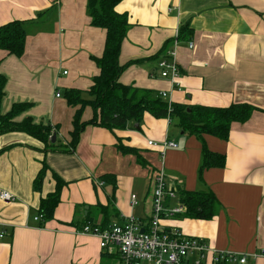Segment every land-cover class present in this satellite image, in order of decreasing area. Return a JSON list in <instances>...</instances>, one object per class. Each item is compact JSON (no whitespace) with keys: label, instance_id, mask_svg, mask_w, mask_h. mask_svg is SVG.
<instances>
[{"label":"crops","instance_id":"obj_1","mask_svg":"<svg viewBox=\"0 0 264 264\" xmlns=\"http://www.w3.org/2000/svg\"><path fill=\"white\" fill-rule=\"evenodd\" d=\"M87 3L0 0V25L23 21L26 32L20 57L0 49V73L6 78L1 111L30 103L14 120L30 117L34 123L50 124L55 133L54 146L47 151L24 132L0 133V192L14 196L8 203L0 200V264H118L115 249H101L95 235L79 229L87 221L108 226L127 216L147 228L152 171L161 152L147 142L164 139L177 143L165 149L163 169L176 194L164 204L182 207L161 219L164 228L202 238L217 250L261 254L229 264H264V0H121L115 6L130 24L119 52V62L128 65L119 81L166 91L163 99L171 104L255 107L247 121L231 124L227 139L194 135L183 131L176 117L173 124V118L145 112L139 127L134 123L109 130L87 124L76 147L63 151L75 111L65 90L75 88L89 96L99 72L93 57L101 56L105 41V29L90 23ZM185 23L191 34L178 39L179 75L171 81L160 75L158 64ZM92 115L86 106L82 119ZM118 144L134 151L123 153ZM204 148L224 154V165L199 173ZM43 163L47 168L37 190L33 181ZM52 173L65 184L53 217L43 219L39 204L55 189ZM182 189L211 191L217 200L214 215L185 216Z\"/></svg>","mask_w":264,"mask_h":264},{"label":"trees","instance_id":"obj_2","mask_svg":"<svg viewBox=\"0 0 264 264\" xmlns=\"http://www.w3.org/2000/svg\"><path fill=\"white\" fill-rule=\"evenodd\" d=\"M120 1L88 0L87 11L90 23L92 26L105 29V41L101 56L93 57L99 72L93 77L92 85L87 90L89 96L83 97L79 89L65 90L66 101L69 106L75 108V111L72 117V129L69 132L70 140L67 146H63V151H71L76 147L80 133L87 124L103 126L109 130L124 129L129 124L141 123L145 112L157 118L176 117L183 131L198 136L210 134L221 139H227L233 122L243 123L250 118L256 108L247 103H232L226 107L187 106L174 103L169 110L168 102L158 92L121 83L119 76L128 64L119 62V52L130 24L126 13L115 10V6ZM190 34L191 28L185 23L178 30L177 38H186ZM25 37L23 21L12 20L0 25V49L6 50L9 54L16 57L22 55ZM5 82V76L0 73V133L24 132L43 143L44 151L48 150V146L53 147L54 142H51L53 127L50 124L34 123L30 117L20 121L14 120V117L27 109L30 103H14L7 112L1 111ZM86 106H90L93 111L89 120L82 119L83 109ZM117 148L123 153L134 151L120 144ZM224 162V154L204 148L199 173L205 168L222 167ZM46 168V164L43 163L33 181L37 190L40 189ZM52 176L55 180L54 191L40 199L39 211L43 219L53 217L54 209L60 200L61 188L65 184L56 173H52ZM179 197L185 207L184 215L187 217L209 219L215 213L217 200L211 191L182 189L179 191Z\"/></svg>","mask_w":264,"mask_h":264},{"label":"built area","instance_id":"obj_3","mask_svg":"<svg viewBox=\"0 0 264 264\" xmlns=\"http://www.w3.org/2000/svg\"><path fill=\"white\" fill-rule=\"evenodd\" d=\"M177 42L178 38H175L173 47L158 64L160 75L168 77L171 81H176L179 75L176 60ZM189 46L192 47L191 42ZM158 94L162 98L167 96L166 91H160ZM56 96H59V92ZM168 109L171 110L170 102ZM147 143L149 146H158L161 150L159 166L152 171V209L147 228H142L135 217L127 216L122 222H112L105 227L86 222L79 232L95 235L101 249L108 252L115 249L120 258L118 264H229L243 263L249 255L253 258L261 255L217 250L202 238L186 236L179 230L164 228L161 224L163 217H170L182 211V207H169L164 204L167 198L176 194V189L167 181L163 169L165 149L176 148L177 143L168 139L161 142L148 140ZM0 200L8 203L14 200V196L3 190L0 192ZM130 201L131 204L136 203L134 195H131ZM2 236L3 232H0V238Z\"/></svg>","mask_w":264,"mask_h":264},{"label":"water","instance_id":"obj_4","mask_svg":"<svg viewBox=\"0 0 264 264\" xmlns=\"http://www.w3.org/2000/svg\"><path fill=\"white\" fill-rule=\"evenodd\" d=\"M134 126H135V127H139V126H138V123H135ZM51 142H52V143L55 142V133H53V134L51 135ZM141 231H142V230H141Z\"/></svg>","mask_w":264,"mask_h":264},{"label":"rangeland","instance_id":"obj_5","mask_svg":"<svg viewBox=\"0 0 264 264\" xmlns=\"http://www.w3.org/2000/svg\"><path fill=\"white\" fill-rule=\"evenodd\" d=\"M172 121H173V124H174V122L176 121V119L173 117V120H172ZM173 127L177 128L176 126H173ZM179 132H180V131L177 130L178 135H181V134H179Z\"/></svg>","mask_w":264,"mask_h":264}]
</instances>
